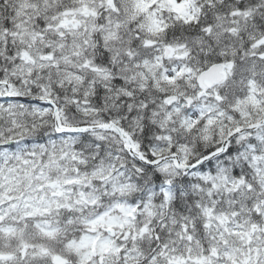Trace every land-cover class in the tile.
Instances as JSON below:
<instances>
[{"label": "snow or ice", "instance_id": "1", "mask_svg": "<svg viewBox=\"0 0 264 264\" xmlns=\"http://www.w3.org/2000/svg\"><path fill=\"white\" fill-rule=\"evenodd\" d=\"M0 264H264V0H0Z\"/></svg>", "mask_w": 264, "mask_h": 264}]
</instances>
